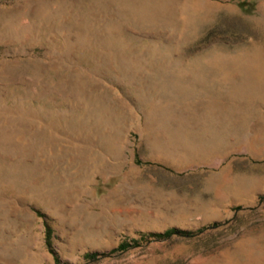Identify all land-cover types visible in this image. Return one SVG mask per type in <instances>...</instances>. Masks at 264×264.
<instances>
[{
    "label": "rangeland",
    "instance_id": "obj_1",
    "mask_svg": "<svg viewBox=\"0 0 264 264\" xmlns=\"http://www.w3.org/2000/svg\"><path fill=\"white\" fill-rule=\"evenodd\" d=\"M260 263L264 0H0V264Z\"/></svg>",
    "mask_w": 264,
    "mask_h": 264
},
{
    "label": "trees",
    "instance_id": "obj_2",
    "mask_svg": "<svg viewBox=\"0 0 264 264\" xmlns=\"http://www.w3.org/2000/svg\"><path fill=\"white\" fill-rule=\"evenodd\" d=\"M172 233H177L176 232V230H169V231H166L164 234H162V235H164V236H169V235H171ZM158 236H160V235H158ZM157 236V237H158ZM86 257L87 258H91V259H94L95 257H96V254H88V255H86Z\"/></svg>",
    "mask_w": 264,
    "mask_h": 264
},
{
    "label": "bare ground",
    "instance_id": "obj_3",
    "mask_svg": "<svg viewBox=\"0 0 264 264\" xmlns=\"http://www.w3.org/2000/svg\"><path fill=\"white\" fill-rule=\"evenodd\" d=\"M261 264V263H260Z\"/></svg>",
    "mask_w": 264,
    "mask_h": 264
}]
</instances>
